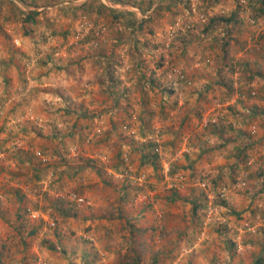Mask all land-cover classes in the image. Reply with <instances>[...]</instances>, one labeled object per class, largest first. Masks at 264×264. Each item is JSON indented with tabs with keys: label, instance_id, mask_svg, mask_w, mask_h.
I'll return each instance as SVG.
<instances>
[{
	"label": "rangeland",
	"instance_id": "374dc122",
	"mask_svg": "<svg viewBox=\"0 0 264 264\" xmlns=\"http://www.w3.org/2000/svg\"><path fill=\"white\" fill-rule=\"evenodd\" d=\"M263 37V0H0V183L5 170L26 175L22 160L15 171L2 156L22 142L31 175L12 186L19 193L0 186V264H264V144L253 140V165L237 160L235 171H200L191 158L221 125L247 119V134L264 123ZM45 92L58 96L49 120ZM44 124L58 141L72 127L82 146H40ZM107 135L137 149L121 158L138 192L150 198L155 174L158 202L174 199L150 218L136 194L113 233L129 236L113 246L82 221L85 197L33 172L77 159L104 166L105 152L83 149ZM132 216L146 231L134 232Z\"/></svg>",
	"mask_w": 264,
	"mask_h": 264
},
{
	"label": "crops",
	"instance_id": "0c3cea01",
	"mask_svg": "<svg viewBox=\"0 0 264 264\" xmlns=\"http://www.w3.org/2000/svg\"><path fill=\"white\" fill-rule=\"evenodd\" d=\"M184 45L185 43L183 44V47ZM57 80H60V78ZM46 95L47 93L45 92L44 98L46 100L47 99L50 100L48 102L49 103L51 102V105L53 107H50L48 105L46 106L43 105L42 110L44 111V115H42L41 117H43L45 120H49V119H53L50 111L54 110L58 106V103H56L55 101L58 98V96L54 99V95H50L49 97H46ZM237 95L238 94L235 93V96ZM237 108L241 112L243 111L248 112L247 108L245 109L241 107H237ZM47 112H48V115H46ZM246 121L247 119H245V121L243 120L232 121L233 127L228 126L225 128L224 126L221 125L219 127V130H220L219 132H216L215 130L214 132L213 131L208 132L209 136H212V140L205 138L204 142H202L201 144L195 145V147L197 148V153L195 154L196 156L191 157L195 161L197 160L195 167L200 168V171L201 169H203L205 172L215 171V172L222 173L224 171H229V170L230 171H235L236 169L238 170L239 164H236L237 160H243V161L245 160L247 161V164L251 163L253 159L250 158L249 156L250 154H253L250 151V149L254 146L253 140H257V138H259L261 140L260 143L264 144V123L263 122L261 123L263 128H261V125L256 126L258 133L255 132L254 134H257V135L253 137L248 133L251 131L252 128H254L252 124L248 126V127H252L249 129L250 131L248 132L246 131L247 134H244L245 133L244 128L246 127V124H245ZM57 123H60V122L58 121ZM44 125L46 127L44 128V131L42 132L43 138L39 140L40 146L41 145L45 146V144H47L48 146L51 145L49 141L50 142L53 141L54 148H55V144L57 143L58 144L57 148H59V151L61 148V143H58V142H63L65 145H68V146H73V145L82 146L81 137H79L78 135L72 134V127L68 129V132L66 131L67 134H65L66 136H63L62 141H58L60 138L56 139L57 137L55 136L56 134L52 133V135L48 136L49 131H47V129L49 130L50 127L46 124ZM58 126H61V125H58ZM121 126L123 125L119 122L117 127H119L120 129ZM228 128H229V135L226 136L225 134H223V132L224 133L228 132ZM119 131H121V129ZM121 137L124 138L123 136ZM122 138H119V137L117 138L114 135H107L103 138H100L101 139L100 141H97L94 144H91L86 149H83L84 152L85 151L87 152L86 156L88 157H93L94 155H97L98 153H101V152L103 153L105 152L104 154L108 156L109 162L104 164V166L101 164L96 165V169L94 170L86 166L88 162L86 161V159H80V160L77 159V161L71 163V165L59 164L61 165L62 168H65L66 171H62L61 168H58V169L56 167L53 168V166L49 168L46 165L45 166L42 165V167L39 170L35 169L33 171L34 174L38 176L41 175L40 173H43V172H45L43 173V175L45 174V177H48V173L50 176L54 174L55 178L53 179V181L55 182L52 185L58 188L59 184L62 182L66 184H70L71 186L70 190L73 189L74 191H76L77 193H80L83 197H85L89 201L87 205L90 207H86L85 210L82 212L81 214L82 221H85L87 224L88 223L90 224L91 222L97 223L96 225L99 227L95 228V230L92 229L93 233L90 232V234H94V235L100 234L101 236H104L106 238L107 245H112V246L113 244L110 243L112 240L119 242L121 239H123V238L120 239L119 236L127 235L125 233H122V235L119 234V236H116L113 233L115 232L114 229L118 225V223L122 222L124 224L126 222V220H122V219L124 218L130 219L128 218L129 217L128 212L122 211V209L128 207V205L131 206L134 203H136L133 201V199H135V201L136 199H138V197L135 198L136 194L137 196L138 194H140L141 198L146 199V201H142L143 206L140 205V212L144 209L141 216L148 213L147 216H149L150 218L152 217V215H154V213H156L158 204H160L162 208H166L168 205L167 203H171L174 200L172 196L168 195V197H165L164 195H162L163 199H161V202H158V194L159 192L162 191L161 189H159V187L163 186L164 183L159 184V182L155 180L156 175L154 173H152L154 174L152 178L149 179V182H152L153 184L149 185L151 189L150 190L151 193H148L150 195V198L148 200L145 194L147 191L138 192L137 189L133 187L132 184L135 182V180L133 179V176H130L132 174L128 175V172H125V163H124V160L121 158V156H123L124 154H128V156L130 157L132 161L134 158L132 157V155L128 153L127 149L129 150L130 146H131V149L129 151L137 150V149H132L133 147L130 144V141L126 138L124 139ZM134 138L137 139V137H134ZM243 145L244 147H242ZM0 146L3 149L6 145L0 144ZM135 148H138V147H135ZM10 149L11 150H8V152L5 155H4L5 152L3 153L2 155L4 156L3 159L7 161L10 160V161L15 162L11 165L12 166L11 168L13 170L15 169L18 170L16 163L19 160H22L21 163L24 162L26 166L25 167L26 175L25 176L20 175L19 173H11L8 175V173L5 170V172L2 174L6 178L3 179V183H0V186L3 191L7 190V191H14V192L19 193L21 189H17V187L12 188V186L14 185V186L23 188V187H26V184L23 183V179L26 182L31 181L30 172L28 173L29 168H30L29 167L30 158L25 157L28 154L27 151L29 147L26 143L22 142L21 150L15 151L12 153V148ZM44 149L45 147H42V150ZM3 151H6V150H3ZM44 152L46 153V151ZM81 154H83V152ZM55 155H60V154L55 152ZM262 158L264 159V156ZM125 160H128L127 155L125 157ZM145 160L151 161L149 157L146 158ZM252 165L253 163H251L250 166ZM50 169H51V172H50ZM143 169L146 170V168H143ZM140 170L142 171V169ZM141 173L142 172H140V174ZM261 173H263V176H264V172H261ZM133 175L135 176V174ZM17 177H21L20 179L22 181L18 182ZM46 184L47 183H45V185ZM146 187L147 186L144 182L143 189H146ZM138 190H141V189H138ZM111 208H112V211H114L113 213L112 211L107 212V210H105V209H111ZM96 213H98V217L94 218ZM120 217H122V219L118 220ZM131 220L129 222H133V224H135V227H136V229L134 230L135 233H142L146 231L145 227H143V229L139 228L141 224L142 225L147 224L144 222L146 218L139 220L137 217L132 216ZM149 224L150 225L148 227H150L149 230H151L152 221ZM123 231L125 232V230ZM107 245L105 246V249L107 248Z\"/></svg>",
	"mask_w": 264,
	"mask_h": 264
},
{
	"label": "built area",
	"instance_id": "2783aa9c",
	"mask_svg": "<svg viewBox=\"0 0 264 264\" xmlns=\"http://www.w3.org/2000/svg\"><path fill=\"white\" fill-rule=\"evenodd\" d=\"M263 39H264V37H263ZM177 75H178L180 80H183V81L187 82V80L185 79V77L181 73L177 72ZM187 83H189V82H187ZM173 84H174L175 87H177V85H178L176 82H174ZM241 94H243V93H240L239 95H241ZM249 94L251 96H254L255 93L253 91H251ZM255 132H256L255 128H252L251 131H250V134H254ZM77 201L78 202H83V199L79 198V199H77Z\"/></svg>",
	"mask_w": 264,
	"mask_h": 264
},
{
	"label": "trees",
	"instance_id": "16d2710c",
	"mask_svg": "<svg viewBox=\"0 0 264 264\" xmlns=\"http://www.w3.org/2000/svg\"><path fill=\"white\" fill-rule=\"evenodd\" d=\"M264 1V0H263ZM252 264H262L261 263V259H257L256 261H254Z\"/></svg>",
	"mask_w": 264,
	"mask_h": 264
}]
</instances>
